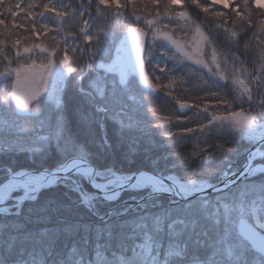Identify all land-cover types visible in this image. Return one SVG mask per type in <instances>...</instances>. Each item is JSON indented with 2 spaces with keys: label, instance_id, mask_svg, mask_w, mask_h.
I'll return each mask as SVG.
<instances>
[{
  "label": "snow or ice",
  "instance_id": "snow-or-ice-1",
  "mask_svg": "<svg viewBox=\"0 0 264 264\" xmlns=\"http://www.w3.org/2000/svg\"><path fill=\"white\" fill-rule=\"evenodd\" d=\"M139 2L138 12L137 0H81L75 7L0 0V17H11L10 23L0 18V45L15 50L0 70V111L10 115L0 130V156L32 154L30 168L16 170L14 160L0 161V214L19 217L25 201L59 185L77 192L90 209L97 199L146 191L137 201L139 213L120 219L130 208L136 211L129 205L109 219L101 217L104 227L96 226L91 239V225L61 216L63 205L53 194L35 220L25 217L32 228L0 223V264H264V183H248L264 172V165L252 166L253 159L264 158V0H235L234 6L233 0ZM70 22L79 25L78 34L66 32ZM50 33L51 44L29 42ZM213 33L237 51H221ZM189 62L186 75L207 70V80L200 75L203 96L189 103L167 91L178 114L153 124L156 112L143 93L158 95L157 89H171L178 77L153 84L149 73L160 81L165 68L167 74L181 72ZM69 81L73 95L65 99ZM134 91L141 93L136 110L141 119L125 124L120 117L127 115L126 101L136 100ZM108 120L119 125L118 134L137 128L147 140L141 145L137 139L117 157L107 139ZM93 123L104 134L103 144L95 141ZM155 132L166 143H154ZM241 139L259 145L246 150L244 170H234L225 159L218 183H210L216 174L203 166L240 155L238 146L227 145ZM172 147L187 151L181 157L155 154ZM134 155L143 160L138 163ZM180 169L188 174H178ZM74 177L86 179L101 196L89 194ZM209 189L214 197L204 194ZM18 191L22 195L14 196ZM161 193L169 194L167 204L157 199ZM113 215L117 219L110 222Z\"/></svg>",
  "mask_w": 264,
  "mask_h": 264
},
{
  "label": "trees",
  "instance_id": "trees-1",
  "mask_svg": "<svg viewBox=\"0 0 264 264\" xmlns=\"http://www.w3.org/2000/svg\"><path fill=\"white\" fill-rule=\"evenodd\" d=\"M70 1V5L76 6V4H78L79 2H81V0H69ZM203 2V0H201V3ZM195 7V6H193ZM218 10H224L226 12L231 11V7L227 8V9H223L220 6H217ZM130 10V8H129ZM137 11H141V7L138 5L137 6ZM189 11L191 12L192 10L189 9ZM196 11H199V9H197ZM193 17H196V13L192 12ZM26 32L23 33V35H25ZM214 38L218 39L219 45L222 46L221 47V51L224 52H236L237 51V46L235 44H233L230 41H226L224 40L222 37H216L215 33H213ZM251 34L249 33V36ZM15 37H11V39H14ZM0 39H4L3 36H0ZM245 39H247V37H245ZM3 46L2 50H0V55H4V56H10V52L12 49H10L7 45H0ZM240 50H243V41H241L240 44ZM3 57H1L0 59V67H2L4 65V63H2V61H4V59H2ZM172 62L167 65V68L171 67ZM249 70L251 69V65H248ZM167 68H165V74H167ZM196 71H199V69L195 68ZM183 72H185V68L183 69V71H181V74H183ZM187 72V71H186ZM171 74H175L177 75V72L175 73L174 71ZM181 74L179 76H181ZM195 75H193L191 77V81H189L186 85L187 89H186V99L190 102H193L197 96H203V92L200 91L201 89L205 88V84L203 82V80L200 79V75L204 76V80H207L208 77L206 75H204L203 71L199 72V75H197L194 72ZM170 75V74H168ZM209 83H211V81H209ZM180 91H185L184 89H181ZM158 95H154L150 92H145V95H147L150 98V102L148 103L147 107L149 109H153L156 112V117L152 118V123L153 124H157V123H162L163 122V117L164 116H174L176 114H178L175 105H174V100H172L171 98H169L167 96V92L166 91H161L158 92ZM73 95V90H72V85H71V81L67 82L66 84V90H65V99H67V97ZM127 104V115L120 117V119H122L124 121L125 124L128 123H135L136 120L141 119L140 116L137 115L136 110L139 107V105L133 107V105L131 106L132 102L128 101ZM245 108H247V105H245ZM86 114V113H85ZM188 115H193V113L189 112ZM129 117H132V120H129ZM70 118V117H69ZM23 119V118H22ZM92 127L94 128L95 131V141L98 144H103V133L101 132V130L99 129V127L93 123ZM118 129H119V125L115 122H113L112 120H108L106 122V130H107V139H108V143L111 145V151L114 152L116 154L117 157H120L123 153L128 152L129 147L130 146H135V142L137 141V139L139 140L140 144L142 145L146 140L147 137L143 136L141 134V132L137 129V128H133L131 130H129L128 128H124L123 130L119 131L118 134ZM121 136L123 137V140H121ZM153 142L156 144H162V143H166V141L159 135L158 132H155L153 135ZM222 142V141H221ZM209 144L215 143L214 140H209L208 141ZM239 147L241 150L240 155L236 156V157H218L215 160H213V162L211 164L208 165H204L203 167L210 169L214 174H216V176H214L213 178L209 179L210 181L216 182L218 181V173L221 169H223L224 167H226L224 161L225 159H229L233 161V168L237 169L239 168L242 163L245 161V155H246V150H249V148L252 146L249 144V142L247 140L241 139L239 141V145H234V144H229L227 145V147ZM191 147V146H189ZM201 147H206L205 145H201ZM187 151V149H183L181 147H172V148H167V149H158L156 151V155H163L166 152H171L173 154H176L178 157H181L182 154ZM32 158V154L28 153V152H17L15 153V155H9V156H0V161L7 163L9 160H14L16 163V169L19 168H30V159ZM134 159H136V161L139 163L141 160H143L142 156L139 155H134L133 157ZM142 167L144 169L150 170V168L148 167L147 163L143 164ZM167 174V173H165ZM178 174L180 175H187L188 174V170L187 169H180L178 171ZM3 173L0 172V181L3 180ZM192 178H197L195 176H193ZM255 182L256 184H261L264 183V176L263 175H254L249 177L248 179V183H253ZM82 186L84 188H87V186L85 184H82ZM142 191H124L122 192V194L120 195V198L118 199V201H124L127 199H130L133 196L136 197H140L143 196ZM53 194H55V197L57 198V200L63 205L61 211H60V215L67 217L71 222L73 223H79L81 225L84 224H88L91 225V230L89 232V236L90 239L94 238L95 236V228L96 226H100L101 228L104 227V222L100 221L97 218V214H104L105 212H107L108 209H110L111 207H115L116 203L115 202H107V201H103L102 203V207H96L95 206V210L96 212H91L89 210L88 207H85L86 205L83 204L80 200V195L77 192L74 191H70L69 189L65 188L63 185H59L54 189H45L42 190L41 193L38 195V198L36 201H26L24 206H23V210L21 211V219L19 221H12L13 222H19V223H27V227L28 228H32L33 224L28 222V221H32L35 220V218L39 215H41L39 209L42 207H45L48 205L49 200L52 199ZM66 194V195H65ZM214 195H211L210 197H214ZM157 199H159V201L162 204H167L168 199L165 196H161V197H157ZM85 205V206H84ZM151 211H157L158 209H150ZM140 210L138 207H136V211H132L131 213H127L126 216L120 217V219H129L132 218L133 216H135L137 213H139ZM12 217L11 215H5V214H0V222L3 221L4 223H7L8 221L4 220L5 218H9ZM25 217H28V221H25ZM116 217H111L110 218V222L112 221H116ZM53 222H55V217H53ZM43 226V225H41ZM81 234H82V230H81Z\"/></svg>",
  "mask_w": 264,
  "mask_h": 264
},
{
  "label": "rangeland",
  "instance_id": "rangeland-1",
  "mask_svg": "<svg viewBox=\"0 0 264 264\" xmlns=\"http://www.w3.org/2000/svg\"><path fill=\"white\" fill-rule=\"evenodd\" d=\"M7 2L8 3H12V4H15L16 2H17V0H7ZM21 2H22V4L23 3H26L27 2V0H21ZM41 2H47V0H41ZM52 2L53 3H64V4H70V1L69 0H52ZM93 2L95 3V0H93ZM121 2L122 3H124L125 2V0H121ZM234 3H235V0H233V5H231V6H234ZM140 6V2H139V0H137V6ZM73 6V5H72ZM230 6V7H231ZM75 7V6H74ZM113 7V9H114V5L112 6ZM179 7H181V6H178V9H179ZM220 7H222V6H220ZM2 8H3V5H0V10H2ZM129 8L131 9V6H129ZM0 18H5L9 23H10V21H11V17L10 16H8L7 14H5V16L4 17H0ZM101 24H103V21L101 22ZM78 30H79V25L77 24V23H75V22H70L69 23V25H68V27L66 28V32H68V31H70V32H74V33H77L78 34ZM3 31V26H0V32H2ZM51 35H52V33H50V34H48V36H41V37H39L38 39H34V40H30L29 42H45V43H48V44H51L52 43V40L50 39V37H51ZM25 36H28V33L26 32L25 33ZM70 43H71V40L69 41ZM2 47L3 46H0V50H2ZM14 54H15V50H11V52H10V56H8L9 58H11V57H13L14 56ZM158 55H160V53H159V51H156V52H154V56H158ZM1 57H3L2 59H4V55L2 56V55H0V59H1ZM172 61H169L168 63L170 64ZM2 63H4V65L2 66V67H0V70H3V68H4V66H5V61H2ZM173 63V62H172ZM191 65V62H189V64H186L185 65V72H183V74H181V72H177V75H175V74H170V76H175V77H178V79L173 83V85H172V88L171 89H167V90H163V89H158L157 90V92H161V91H172L173 92V95L177 98V99H179V100H185L186 99V89H187V87H186V85H187V83L189 82V81H191L192 79H191V77L193 76V75H195L194 74V72L192 73V74H185V73H187L188 72V70H189V66ZM12 67H15V64H13L12 65ZM161 67H164V65L163 64H161ZM171 67H172V64H171ZM170 67V68H171ZM194 68H197V69H200V66H194ZM187 71V72H186ZM175 72V71H174ZM207 72V70L206 69H204L203 70V73L205 74ZM176 73V72H175ZM181 74V76H179V75ZM150 75H151V78H152V81H153V83L154 84H157V83H160V84H167V83H169V78H168V74H165V75H161L160 73H159V70H157V72H156V75H161V80L160 81H157L156 79H155V76L154 75H152L151 73H150ZM207 76V75H206ZM15 77L13 76L11 79L13 80ZM0 80H3V78L2 77H0ZM11 81H5V83H10ZM67 84V83H66ZM141 88V87H140ZM181 89H184L185 91H180ZM188 90V89H187ZM135 96H136V100L135 101H130V102H132V104H131V106L133 105V107H135V106H137V105H139V101H140V95H141V93L139 92V91H134V93H133ZM143 95L146 97V99L148 100V101H150V98L147 96V95H145V92L143 93ZM190 102V101H189ZM126 103H128V101H126ZM149 103H151V102H149ZM190 103H192V102H190ZM174 105H176V103H175V100H174ZM10 118V115H9V113H7V112H3V111H0V130H2L3 129V125H4V121L5 120H7V119H9ZM23 120V119H22ZM10 140H12V139H21V140H23V137H19V138H17V137H11V138H9ZM256 161H264V158H261V157H257L256 159H255ZM21 168H19V169H16V170H20ZM168 174V173H167ZM263 175L264 176V173L263 172H261V173H257L256 175ZM74 179H77V180H79V182L81 183V186H82V184H85L86 186H87V188H84L83 186H82V188L84 189V190H86L89 194H93V195H96L97 197H100L101 196V194L99 193V192H97L95 189H93V187L90 185V183L86 180V179H81V178H79V177H74ZM209 182L210 183H214L213 181H210L209 180ZM133 192V191H132ZM143 193V196H145L146 195V191H142ZM122 194V193H121ZM215 193H209V194H207L208 196H211V195H214ZM20 195H22V192L21 191H18V192H16V193H14V196H20ZM161 196H165L168 200H169V194H167V193H161V194H159L157 197H161ZM136 197V196H135ZM119 198H120V196H119ZM118 198V199H119ZM118 199H116V200H113V201H109V202H115L116 203V206L115 207H111L110 209H108L107 210V212H105L104 214H97V218L100 220V221H103L104 222V220H102L101 219V217H104L105 219H109V213H118V212H121V211H123V209L124 208H128L129 207V205H131L133 208H136L137 207V201H138V199H139V197H137V200H133L132 199V197L130 198V199H127V200H124V201H118ZM80 200H81V198H80ZM159 200V199H158ZM103 201H105V200H103L102 198L101 199H97V200H95V201H93V204H94V209H90L89 207V210L93 213V212H96V211H94L95 210V206L96 207H102V202ZM26 202V201H25ZM25 202L23 203V205H22V207H21V211L23 210V206H24V204H25ZM108 202V201H107ZM12 202L11 201H9L5 206H8V205H10ZM84 204V203H83ZM85 206V205H84ZM85 207H87V206H85ZM13 211H15V209H13ZM132 212V209L130 208L129 209V212L128 213H131ZM97 213V212H96ZM12 216V215H11ZM111 217H116L115 215H113V216H111ZM22 217L21 216H19V217H15V216H12V217H9V218H5L4 220H6V221H8L7 223H12V221H19L20 219H21ZM262 222H264V221H262ZM0 223H4L3 221H1Z\"/></svg>",
  "mask_w": 264,
  "mask_h": 264
},
{
  "label": "water",
  "instance_id": "water-1",
  "mask_svg": "<svg viewBox=\"0 0 264 264\" xmlns=\"http://www.w3.org/2000/svg\"><path fill=\"white\" fill-rule=\"evenodd\" d=\"M150 77V76H149ZM151 79V78H150ZM14 80V79H13ZM143 88L145 87L143 84H140ZM151 91V90H150ZM176 107H177V109H178V105H176ZM259 145L257 144V145H253L252 146V148L250 149V150H254L255 149V147H258ZM145 170V169H144ZM244 170V167L243 168H241L239 171H243ZM91 185V184H90ZM92 186V185H91ZM93 189H95V188H93ZM96 190V189H95ZM97 191V190H96ZM209 193H213V191L211 190V189H209V190H207V192L206 193H204V194H209Z\"/></svg>",
  "mask_w": 264,
  "mask_h": 264
},
{
  "label": "bare ground",
  "instance_id": "bare-ground-1",
  "mask_svg": "<svg viewBox=\"0 0 264 264\" xmlns=\"http://www.w3.org/2000/svg\"><path fill=\"white\" fill-rule=\"evenodd\" d=\"M256 158H257V157H256ZM256 158H255V159H256ZM253 161H254V159H253ZM253 161H252V166H253V167H255L256 165H263V164H255Z\"/></svg>",
  "mask_w": 264,
  "mask_h": 264
}]
</instances>
